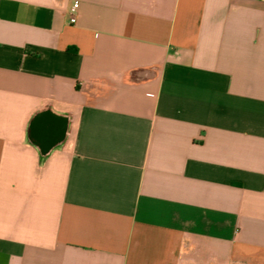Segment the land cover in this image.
<instances>
[{
	"label": "crops",
	"instance_id": "crops-1",
	"mask_svg": "<svg viewBox=\"0 0 264 264\" xmlns=\"http://www.w3.org/2000/svg\"><path fill=\"white\" fill-rule=\"evenodd\" d=\"M0 264H264V2L0 0Z\"/></svg>",
	"mask_w": 264,
	"mask_h": 264
},
{
	"label": "water",
	"instance_id": "water-1",
	"mask_svg": "<svg viewBox=\"0 0 264 264\" xmlns=\"http://www.w3.org/2000/svg\"><path fill=\"white\" fill-rule=\"evenodd\" d=\"M28 127L30 136L34 138L32 143L41 155L46 156L56 144L64 140L68 129V118L57 115L47 108L35 113Z\"/></svg>",
	"mask_w": 264,
	"mask_h": 264
},
{
	"label": "built area",
	"instance_id": "built-area-1",
	"mask_svg": "<svg viewBox=\"0 0 264 264\" xmlns=\"http://www.w3.org/2000/svg\"><path fill=\"white\" fill-rule=\"evenodd\" d=\"M262 1L264 2V0H262ZM77 6H78V3L74 2L68 10V16H69L70 23L75 22Z\"/></svg>",
	"mask_w": 264,
	"mask_h": 264
}]
</instances>
